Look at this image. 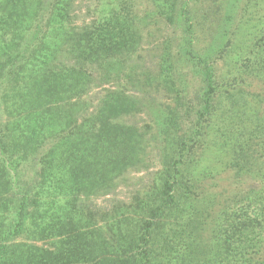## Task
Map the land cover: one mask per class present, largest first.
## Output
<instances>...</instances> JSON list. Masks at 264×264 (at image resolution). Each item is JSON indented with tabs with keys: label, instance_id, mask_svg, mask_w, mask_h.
I'll use <instances>...</instances> for the list:
<instances>
[{
	"label": "trees",
	"instance_id": "obj_1",
	"mask_svg": "<svg viewBox=\"0 0 264 264\" xmlns=\"http://www.w3.org/2000/svg\"><path fill=\"white\" fill-rule=\"evenodd\" d=\"M76 1L0 0V264H264V94L247 89L264 84V0H84L81 25ZM155 26L143 88L165 99L141 129L145 95L116 83L83 99L95 78L124 76ZM179 65L198 92L177 86ZM150 144L146 191L107 211L82 203ZM37 157L34 182L16 185L12 170ZM224 175L241 185L208 187Z\"/></svg>",
	"mask_w": 264,
	"mask_h": 264
},
{
	"label": "rangeland",
	"instance_id": "obj_2",
	"mask_svg": "<svg viewBox=\"0 0 264 264\" xmlns=\"http://www.w3.org/2000/svg\"><path fill=\"white\" fill-rule=\"evenodd\" d=\"M88 6L89 4L84 0H77L75 2L73 15L74 23L76 25H81L83 22L88 21L90 17V12L87 9ZM163 33H165V29L155 26V31L153 30L150 36L144 37L136 53L128 60L127 66L124 70L121 71L124 76L120 75L118 79L111 80L109 84H102L100 80L95 78L83 100L86 101L89 106L93 107L98 99L104 95L106 89L115 86L116 83H121L120 85L122 87H126L135 95H145L147 97L144 100L146 108H143L142 112L131 117L130 122L134 123L141 129L146 126L152 128L150 114L157 113V110L159 109L158 105L164 101L165 97L161 93L158 94L154 89H152V92H149L146 88H143L146 80L144 77H147L148 74L154 72V67L159 55V47L160 44L164 42ZM200 40L204 41V36H201ZM200 44L204 43L200 42ZM188 68L189 67L186 65H179L176 78L177 86L187 94L189 93L191 95L198 92L201 85L199 80L192 75ZM123 79L126 83L123 82ZM247 89L254 93L264 94V84L255 80H252L247 84ZM149 106H151L150 109H148ZM154 106H157L156 110L150 113L151 108ZM147 110H149V114ZM1 121H4V116L0 110V122ZM38 158L39 157L32 158L26 162L20 163L14 171L12 170L11 174L16 185L21 187L31 186L38 171ZM145 160V164L123 174L122 177L117 180L115 188L109 194L91 197L85 200L83 199L84 201H82V203L91 209L98 211H107L114 206L128 204L136 193L146 191L158 170V156L155 146H152L151 144L147 146ZM240 185L241 184L234 183L230 176L224 175L213 181L208 187L224 192L237 189ZM244 185H247V182H244Z\"/></svg>",
	"mask_w": 264,
	"mask_h": 264
}]
</instances>
